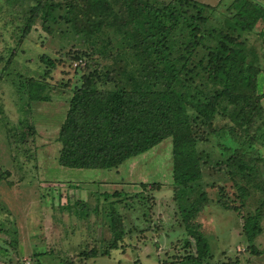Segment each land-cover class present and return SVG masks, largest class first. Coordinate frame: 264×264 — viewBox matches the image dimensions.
<instances>
[{"label":"trees","instance_id":"16d2710c","mask_svg":"<svg viewBox=\"0 0 264 264\" xmlns=\"http://www.w3.org/2000/svg\"><path fill=\"white\" fill-rule=\"evenodd\" d=\"M218 1L212 5L201 0H0V20L4 27L11 24L15 43L4 49L5 70L37 19L45 25L68 24L86 38L87 50L76 52L75 59L87 58L88 65L96 54L113 59L114 64L102 70H90L87 64L76 67L81 74L57 134L59 165L115 168L170 137L172 199L187 235L183 247L191 249L189 237L195 241V253L185 252L178 264H241L237 255L211 260L200 218L215 184L206 182L204 169L232 181L231 195L219 186L216 202L241 216L245 237L251 242L262 232L264 93L257 91V77L264 65L258 63L247 35L258 24L264 27V4L230 0L220 9ZM40 60L46 65L40 78L7 72L19 110L51 98L48 78L56 62L46 55ZM212 137H217L219 158L206 150ZM140 186L160 188L154 182ZM99 194L107 197L94 192V204L73 202L82 205L76 208L82 217L103 212L110 233L108 239L101 237V244L78 251L82 264L109 255L126 233L121 212L113 203H100ZM146 199L150 204L145 212H151L153 195ZM65 203L71 206L68 199Z\"/></svg>","mask_w":264,"mask_h":264},{"label":"rangeland","instance_id":"374dc122","mask_svg":"<svg viewBox=\"0 0 264 264\" xmlns=\"http://www.w3.org/2000/svg\"><path fill=\"white\" fill-rule=\"evenodd\" d=\"M201 1L213 5L218 0ZM219 1V8L223 9L230 0ZM257 1L264 4V0ZM3 23L0 20V56L3 57L0 59V264H82L78 251L101 244V237H110L103 212L91 211L85 218L77 214L76 208L82 205L73 204L79 200L94 204V192L107 194L106 198L99 194V202L113 203L121 212L126 233L121 245L109 255H98L84 261L85 264H178L185 252L195 253V241L191 237V249L183 247L187 235L172 199L170 137L115 168L59 165L61 144L57 134L73 86L81 74L76 67L89 62L87 58L73 56L87 50L86 38L68 24L45 25L37 19L5 70L4 49L15 43L10 35L11 24L4 27ZM247 38L258 63L264 65V27L256 25ZM42 55L55 59L57 66L48 78L51 98L29 103V109L19 110L15 87L7 72L12 70L26 77L40 78L46 69L40 60ZM104 55L96 54L87 67L102 70L113 65V59H105ZM257 91L264 93L263 71L257 77ZM261 102L264 104V97ZM216 140L217 137H212L206 143L208 147L205 146L209 153L215 154L213 158L220 156ZM227 141L235 140L227 137ZM259 171L264 180V161ZM204 179L210 185L215 184L209 188V203L200 218L213 253L211 260L224 261L237 255L241 264H264V217L262 232L250 242L242 231L241 216L216 202L221 196L219 186L231 195L230 178L204 169ZM140 182L159 183L160 188L141 189ZM115 191L121 194H114ZM151 195L152 210L145 212L150 204L146 197ZM67 199L71 206L65 205ZM10 240H15L14 245ZM252 246L257 253L252 252ZM42 250L46 251L44 255L36 254Z\"/></svg>","mask_w":264,"mask_h":264},{"label":"crops","instance_id":"0c3cea01","mask_svg":"<svg viewBox=\"0 0 264 264\" xmlns=\"http://www.w3.org/2000/svg\"><path fill=\"white\" fill-rule=\"evenodd\" d=\"M264 105V104H263Z\"/></svg>","mask_w":264,"mask_h":264}]
</instances>
